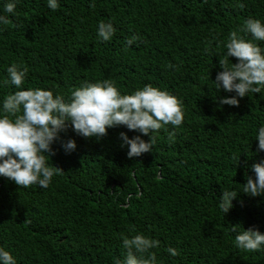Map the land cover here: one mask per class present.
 Instances as JSON below:
<instances>
[{
    "label": "trees",
    "instance_id": "1",
    "mask_svg": "<svg viewBox=\"0 0 264 264\" xmlns=\"http://www.w3.org/2000/svg\"><path fill=\"white\" fill-rule=\"evenodd\" d=\"M59 4L53 11L46 0H20L9 24L0 25V79L17 63L28 70L25 88L65 96L84 81L110 79L122 94L150 83L183 101L184 121L175 130L162 127L152 151L133 158L119 133L131 138L140 135L135 130L108 128L97 139L69 125L52 145L48 163L62 172L47 188L0 176V246L17 264H113L125 252L122 236L143 233L160 241L152 249L160 264H264V249L236 248L230 231L240 225L264 232V196L242 192L246 175L255 176L251 165L264 160L254 139L264 95L221 104L234 93L213 82L230 31L248 17L264 21V0ZM100 20L117 29L110 41L97 39ZM132 35L140 39L126 47ZM11 91L0 89V98ZM68 139L77 145L71 153L61 147ZM225 189L241 192L223 214ZM169 246L178 254L170 255Z\"/></svg>",
    "mask_w": 264,
    "mask_h": 264
},
{
    "label": "clouds",
    "instance_id": "2",
    "mask_svg": "<svg viewBox=\"0 0 264 264\" xmlns=\"http://www.w3.org/2000/svg\"><path fill=\"white\" fill-rule=\"evenodd\" d=\"M46 2L53 11L60 6L59 0ZM19 3L20 0H0V25L9 24V15L16 14ZM89 6L94 7L95 0H90ZM116 30L111 20H100L96 28L97 39L110 41ZM139 39L138 35L129 36L125 46L131 47ZM261 41H264V21L258 18L248 17L230 31L224 42L226 51L219 59L222 71L213 82L215 89L222 88L234 95L221 97V104L239 106V98L250 93L264 95V47L260 46ZM230 57L237 58V62L233 63ZM6 71L7 76L0 79V89L14 86L15 91L0 98V176L19 186L37 184L47 188L54 175L62 172L50 166L48 158L54 154L52 145L69 125L78 135L97 139L105 136L108 128L123 125L135 130L140 135L131 138L125 132L119 133L121 147H127V156L133 158L152 151L162 127L170 124L175 130L184 121L183 101L167 89L150 83L122 94L110 79L84 81L65 96L47 88H25L28 70L17 63L9 65ZM172 138L173 134H170L169 139ZM254 139L258 141L257 151H264V122L259 124ZM61 147L71 153L76 150V141H62ZM251 169L255 176L246 175L242 192L264 196V160L252 164ZM239 192L222 191L219 208L223 214L233 207ZM230 231L235 233L233 243L236 248L250 252L264 249V232L258 228L241 229L240 225H231ZM159 245L158 239L143 233L124 235L125 252L122 257L115 258L113 264H160L152 251ZM166 251L172 256L178 254L171 246ZM0 264H17L16 258L4 246H0Z\"/></svg>",
    "mask_w": 264,
    "mask_h": 264
}]
</instances>
